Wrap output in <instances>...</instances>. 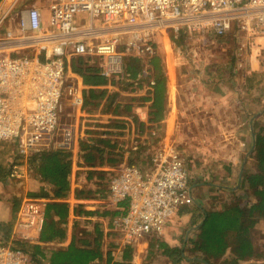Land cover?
<instances>
[{"label":"built area","instance_id":"2783aa9c","mask_svg":"<svg viewBox=\"0 0 264 264\" xmlns=\"http://www.w3.org/2000/svg\"><path fill=\"white\" fill-rule=\"evenodd\" d=\"M11 12V5L0 8V141H13L22 157L74 145L75 125L60 120L65 99L81 110L84 103L83 88L66 72L70 57L96 60L100 74L122 82L128 76L125 57L147 61L156 53L157 37L231 34L237 56L253 47L264 53V0H50L46 21L36 5ZM130 84L151 93L155 78L149 65ZM150 102L136 103L140 117L149 116ZM146 158L143 164L122 162L110 176L108 197L124 203L112 222L127 245L163 233L191 201L189 171L173 145L161 143ZM27 171L12 160L8 176ZM43 205L39 197H21L12 239L0 241V264H47L35 262L21 244L37 240Z\"/></svg>","mask_w":264,"mask_h":264},{"label":"crops","instance_id":"0c3cea01","mask_svg":"<svg viewBox=\"0 0 264 264\" xmlns=\"http://www.w3.org/2000/svg\"><path fill=\"white\" fill-rule=\"evenodd\" d=\"M47 1L48 3H45V0H0V8L11 5V13H14L17 8L37 5L44 10L42 14L46 21L49 16L50 0ZM230 40L233 45L227 44L222 48L229 55L234 49L233 55L237 56L236 42L234 38ZM157 52L161 59L163 74L166 77L163 111L160 119L153 122L150 120L151 115L140 117L139 106L133 101L139 97H146V100L152 101L153 90L147 93L144 86L137 89L124 88L123 83H112L105 75L108 82L95 87H106L108 90L117 91L119 94L117 101L118 99L121 102L133 101L131 114L117 115L112 111H103L101 110L103 102L98 109L92 112H87L84 108L81 110V106L77 108L70 106L75 113L72 123L75 125L76 138L73 147L68 149L71 152V167L68 175L69 187L64 196L55 195L39 179V176L31 171L29 173L27 171L24 179L22 178L21 183L26 188V190L23 189L22 194L9 192L6 180L9 179L8 171L11 161H20L23 171L28 169V166L24 157L20 156L16 145L10 152L5 151L2 148L3 144L0 143V241L5 242L12 239L13 221L21 197L32 192H40L41 188H44L48 190L47 195H35L43 200L44 214L46 202L62 201L68 204V215L63 222H59L65 229V235L52 240H41L39 238L41 230L37 240L31 243H38L45 249H64L70 245L71 241H74L73 243L77 246H92L94 239L97 238L100 242L101 255L92 259L88 264H107L108 255L111 259H115L127 244L123 243L119 230L112 222L123 206L121 202L115 203L110 200L108 186L110 176L126 159L128 152L127 146L123 145L124 139L135 133L142 136L143 140L146 139L144 145L142 144V150H145L147 154L153 152L161 143L171 144L185 161L194 160L200 166L202 160H208L210 176L216 173L220 177L224 176L225 173L218 168L225 167L228 171L226 174L232 173L237 185L239 184L244 165L250 159V153L255 146L256 132L264 126V53H258L257 47H253L252 51L249 48L242 55V64L236 70L233 68L229 72L188 70L186 73L184 71L181 73L179 67L171 62L166 45L164 49L161 48ZM77 57H70L67 60L66 72L70 80L85 89L92 85L83 83L81 74L71 68V61H77ZM84 61L93 62L88 60V57H84ZM146 65H149L153 74L150 59L142 60L141 69ZM181 80L186 81L184 86ZM133 116L143 121L144 127L141 133L138 131V125L133 120ZM113 123H122L123 126H113ZM159 126L165 127L164 134L158 140L157 147L153 148L150 143L156 132L155 128ZM98 137L108 141L106 143L97 142L95 139ZM172 141H175L179 148ZM134 144L132 148L138 146ZM212 162L217 164L211 165ZM213 165L215 168L212 167ZM201 169L200 167L199 171ZM207 184L214 192L220 189L213 181L205 183L195 180L191 184L192 196L189 203H195L198 206L196 209L194 205L196 214H193L192 209L187 211L184 209L173 216L163 237L151 234L156 236L155 245L147 255L143 254L136 244H131L130 246L133 247L131 264H209L204 260L193 261L195 258L192 255L189 256L187 252L188 237L191 236L203 213L201 207L203 209L209 207L207 202L206 204L200 201L202 197L210 196L209 190L204 188ZM197 198L200 202H195ZM182 206L179 209H182ZM54 218L57 217L54 216ZM183 219L190 220V224L184 228V235L178 238L182 228L181 224L184 223H182ZM96 227L99 229V235L95 232ZM172 228L175 230L171 231ZM158 241L165 243L171 249L177 246L181 249V253L186 255L182 259H173L162 251Z\"/></svg>","mask_w":264,"mask_h":264},{"label":"trees","instance_id":"16d2710c","mask_svg":"<svg viewBox=\"0 0 264 264\" xmlns=\"http://www.w3.org/2000/svg\"><path fill=\"white\" fill-rule=\"evenodd\" d=\"M230 38H233L232 35ZM171 40L173 42L183 41V36L179 34L175 37L172 34ZM157 51L150 58L155 78L153 97L149 105L150 120L153 122L160 119L162 115L166 84V77L163 74L161 59ZM77 58V61H71L72 70L81 74L83 83L92 85L83 89L84 103L82 108L87 112H92L98 109L103 102L101 107L103 111H112L117 115L131 114L133 101V103L121 102L119 99L117 101L119 95L117 91L108 90L106 87H95L108 82V79L99 73L97 61L93 60L92 63H88L84 61V57L78 56ZM124 63L128 76L124 81L118 83H123L124 88H130V80L137 76L142 67V60L137 56H127ZM111 82L117 81L111 80ZM143 99L147 98L142 97L141 100ZM133 120L138 125L139 133H141L144 127L143 121L138 120L135 116H133ZM113 126H123V124L113 123ZM95 140L104 143L108 141L99 137ZM144 161L147 159L141 162ZM27 164L31 168V173H36L55 195L64 196L66 194L71 167L70 150L66 148H44L32 151L29 154ZM237 190L239 192L230 200L213 204V206L205 207V209L201 207L203 213L199 218L200 221L197 222L196 228L187 241L189 244L187 250L192 251V257L195 258L193 261L204 260L209 264H239L240 261L256 258L259 260V264H264V248L258 247L253 241L254 230L258 225H264V126L256 132L255 146L250 153V159L244 165ZM47 194L48 190L41 188L40 192H32L29 195L36 197L35 195ZM184 209H179L178 213ZM121 211H123V207L120 209ZM67 215V202H46L45 222L39 238L52 240L55 237H63L65 229L59 222H63ZM54 216L57 218L55 219ZM95 232L99 235L97 227ZM84 241L86 242V240ZM73 242L71 241L70 245L64 249H45L38 243L23 242L21 244L24 249L30 252L34 261L39 263L45 261L47 264H88L92 259L100 257V242L97 238L94 239L92 246H77ZM154 245L155 241L150 243L151 247ZM158 245L165 254L170 255L173 259H182L186 255L181 253V249L177 246L171 249L160 241H158ZM132 253V246H124L115 259L107 256V264H131Z\"/></svg>","mask_w":264,"mask_h":264},{"label":"rangeland","instance_id":"374dc122","mask_svg":"<svg viewBox=\"0 0 264 264\" xmlns=\"http://www.w3.org/2000/svg\"><path fill=\"white\" fill-rule=\"evenodd\" d=\"M45 3H48V1L45 0ZM29 6H31V5H29ZM37 7L43 13L44 10H41V8L39 6H37ZM81 17L86 18V15L81 14ZM225 36H223V38H219V37H213L210 35L198 33V34H194V36H192V38H190V39L184 38L183 41H179V42H177L175 40H174L175 42H173L171 40V38L169 41L166 38L163 39V38L157 37L155 44H156L157 50H160L161 48L164 49V46L166 45L167 52L169 53V57L172 60L171 62H173V64L175 66L179 67V70L181 71V73L183 71H184V73H186V71H188V70H192V71L196 70V71H200V72H202V71L203 72H205V71H211V72H219V71L224 72V71H226V72H229L230 70L232 71L233 68H234V70H236L242 64L241 63L243 60L242 55L244 53H242V55H239L237 58L236 54L233 55L234 54V49H233V52L231 51V54L229 55L225 51V49L222 47L226 46L227 44L233 45V42L230 40L231 35H228L226 37ZM203 40H205L206 42H204ZM169 42H170V45H169ZM170 46H171V49H170ZM181 82H182V85L184 83H186L185 80H181ZM140 99L141 98L139 97V99H134L133 101L135 103H138L140 101ZM74 114L75 113L71 109L68 100L65 99L63 106H62L60 120L62 122H74ZM164 129H165L164 126H162V127L159 126V127L155 128L156 132H155V134H153L154 137L150 143L151 147L152 146H153V148L157 147L158 140L164 134ZM135 132H137V131H135ZM141 137L142 136H140L138 133H135L134 135H130L127 139L126 138L124 139L125 143L123 145L127 146V152L128 153H127L126 159L123 160L122 162H138L139 163V162L147 159L146 158V154H147L146 151L142 150V144L144 145L146 139L143 140V138H141ZM172 142L174 143L175 146H177V148H179V146L175 143V141H172ZM0 143L3 144L2 148L5 151H10V152L13 151V149L15 148V145H16L11 140L0 141ZM133 144L138 145V146L136 148H132ZM24 159H25V162L27 163V161L29 160V156H26V158L24 157ZM202 161L203 162H201L200 166L197 165L194 162V160L187 161L186 165H187L189 175L191 178L190 181L192 183L195 182V180L196 181H203L205 183L213 181L220 187V189H217V192H214V191H212L211 187L208 186L209 184H207V186L204 188H207V191L209 190L208 192L210 193V196H206L205 198L202 197L200 201H203L204 203L207 202L208 204L207 203L206 204L210 207L211 205L213 206V204H220L223 201L232 199L239 191L242 192L241 189H239V191L237 190L238 185L236 183L235 176L232 173L226 174V172H228V171L225 167H222V168L219 167L218 168V170L225 173L224 176L220 177L219 174H217V173L214 176H212V175L210 176L209 175L210 169H209V165H208V160H202ZM145 162L146 161L141 162V163L143 164ZM212 164H217V163L212 162L211 165ZM27 166H28V164H27ZM200 167L202 169L199 171ZM207 167H208V169H207ZM212 167L215 168L214 165ZM29 171H31V168L28 166V173H29ZM25 174H27V172ZM25 174H24V176L19 177V178L8 177L9 179L6 180V182H7L6 184H7V186L9 185L8 186V189L10 190L9 192H12V193L18 192V193L22 194L23 189L26 190L25 185L21 183L25 177ZM193 191H194V189H193ZM203 192H206V191H203ZM200 201H199V198L195 199V202H200ZM194 205H195V203H191V204L189 203L187 205H183L182 208H185L186 211L188 209L193 210ZM193 211H191V212L193 213ZM193 214H196V212L194 211ZM172 218H173V216H172ZM172 218L170 219L169 223H167L164 231H166V229L169 227ZM196 219H197V217H196ZM173 223H174V221H173ZM173 223H172V225H174ZM182 223L183 224H181L182 225L181 227L183 229L182 228H181L182 230L180 229V231H179L180 233L178 235V238H180L184 235V231H185L184 228L190 224V220L183 219ZM174 230H175V228L171 229V231H174ZM164 234H165L164 232L159 234V237L160 236L163 237ZM155 238H156V236H154V235L144 236V237H141L140 240H138L134 244H136L137 248L142 250L143 254L147 255L150 253V250L154 248V246L153 247L150 246V243L155 241ZM253 241L258 247L264 248V225H258L257 228L254 230ZM188 251L189 250H187V252ZM188 254L192 255L193 253H192V251H189ZM239 264H259V260H257L256 258H252V259L240 261Z\"/></svg>","mask_w":264,"mask_h":264}]
</instances>
